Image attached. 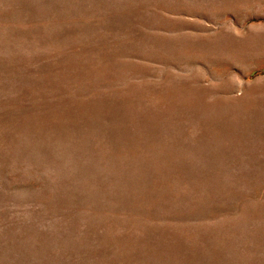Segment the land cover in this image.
I'll return each mask as SVG.
<instances>
[{"label": "rangeland", "instance_id": "obj_1", "mask_svg": "<svg viewBox=\"0 0 264 264\" xmlns=\"http://www.w3.org/2000/svg\"><path fill=\"white\" fill-rule=\"evenodd\" d=\"M0 264H264V0H0Z\"/></svg>", "mask_w": 264, "mask_h": 264}]
</instances>
